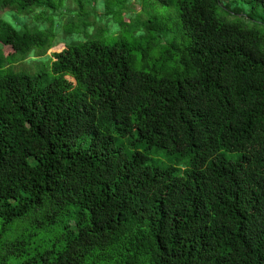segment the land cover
Listing matches in <instances>:
<instances>
[{
    "label": "trees",
    "instance_id": "trees-1",
    "mask_svg": "<svg viewBox=\"0 0 264 264\" xmlns=\"http://www.w3.org/2000/svg\"><path fill=\"white\" fill-rule=\"evenodd\" d=\"M155 1L176 8L173 31L143 26L159 57L87 36L47 81L7 69L54 47L63 0H0L45 21L0 18V264H264V0ZM239 4L262 14L228 20Z\"/></svg>",
    "mask_w": 264,
    "mask_h": 264
},
{
    "label": "rangeland",
    "instance_id": "rangeland-1",
    "mask_svg": "<svg viewBox=\"0 0 264 264\" xmlns=\"http://www.w3.org/2000/svg\"><path fill=\"white\" fill-rule=\"evenodd\" d=\"M79 1L83 2V8L87 7L88 0H63L62 9L58 11L55 21L59 24L53 26L55 31L54 47L49 49L45 55L38 56L32 51L25 59L8 65L7 70H11L12 73H22L29 76H35L38 74H45L47 81H50L52 75L49 71L51 56L53 52L60 50L64 44H68L71 40H83L90 36L93 39H97L106 45H114L116 43L124 44L132 49L138 50V58L141 59L142 51L147 50L151 58H157L164 50V36L158 35L153 32L147 33L144 29V24L151 18H157L159 21L166 23L167 30L170 32L174 30V19L176 17L175 7H166L158 4L155 0H99L98 8L95 13L99 16H75ZM238 5V3H237ZM77 6V7H76ZM240 6V4H239ZM241 13L236 16L228 15V20L231 21H247L245 17H248L250 13H262L248 5H241L239 7ZM43 10L38 9L29 16L19 15L17 12H9V9L0 7V18L16 27L19 31L23 32L26 29L40 30L45 26L43 20ZM84 10V9H83ZM92 11L91 8H89ZM72 14V15H70ZM219 14H222L219 11ZM88 16V17H86ZM79 17V18H78ZM250 17H255L250 15ZM78 18V19H77ZM256 20V18L254 19ZM73 25H69L70 23ZM69 25V26H68ZM49 26L47 23L46 27ZM67 26L72 27V35L65 38V34L61 33V28ZM64 37V38H63ZM7 49V48H5ZM5 50L6 54L9 53ZM129 139V138H128ZM128 139H121L124 143ZM163 152L159 151L158 156H153L150 153V158L162 159ZM171 159H173L171 157ZM165 164H169V160H164ZM29 224L24 220H19L9 226L5 239L13 237L16 234L21 233L27 229ZM1 228V224H0ZM59 232L58 228L46 227L44 230L36 236L35 244L45 245L48 244L51 238Z\"/></svg>",
    "mask_w": 264,
    "mask_h": 264
}]
</instances>
